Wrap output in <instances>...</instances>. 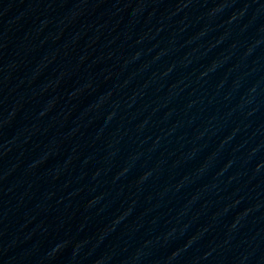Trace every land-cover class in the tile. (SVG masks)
<instances>
[{"label": "water", "instance_id": "95a60500", "mask_svg": "<svg viewBox=\"0 0 264 264\" xmlns=\"http://www.w3.org/2000/svg\"><path fill=\"white\" fill-rule=\"evenodd\" d=\"M0 264H264V0H0Z\"/></svg>", "mask_w": 264, "mask_h": 264}]
</instances>
